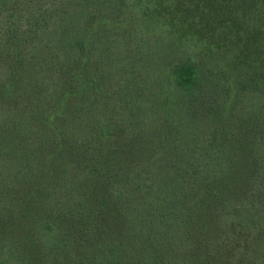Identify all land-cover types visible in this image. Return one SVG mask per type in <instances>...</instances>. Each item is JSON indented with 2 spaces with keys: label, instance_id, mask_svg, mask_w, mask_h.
Masks as SVG:
<instances>
[{
  "label": "trees",
  "instance_id": "trees-1",
  "mask_svg": "<svg viewBox=\"0 0 264 264\" xmlns=\"http://www.w3.org/2000/svg\"><path fill=\"white\" fill-rule=\"evenodd\" d=\"M47 7L0 37V264H264V0Z\"/></svg>",
  "mask_w": 264,
  "mask_h": 264
},
{
  "label": "rangeland",
  "instance_id": "rangeland-1",
  "mask_svg": "<svg viewBox=\"0 0 264 264\" xmlns=\"http://www.w3.org/2000/svg\"><path fill=\"white\" fill-rule=\"evenodd\" d=\"M55 1L59 0H0V37L11 24H19L27 14L45 10Z\"/></svg>",
  "mask_w": 264,
  "mask_h": 264
}]
</instances>
